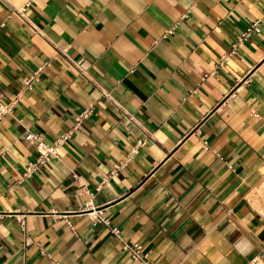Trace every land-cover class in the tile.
<instances>
[{
    "label": "crops",
    "instance_id": "0c3cea01",
    "mask_svg": "<svg viewBox=\"0 0 264 264\" xmlns=\"http://www.w3.org/2000/svg\"><path fill=\"white\" fill-rule=\"evenodd\" d=\"M263 18L264 0H0V264H138L113 227L154 264L264 256ZM70 131L25 176L28 134Z\"/></svg>",
    "mask_w": 264,
    "mask_h": 264
},
{
    "label": "built area",
    "instance_id": "2783aa9c",
    "mask_svg": "<svg viewBox=\"0 0 264 264\" xmlns=\"http://www.w3.org/2000/svg\"><path fill=\"white\" fill-rule=\"evenodd\" d=\"M24 10V9H22ZM23 11L18 10V13L23 16ZM264 19V18H263ZM261 20H257L254 22L250 27H248L245 31L242 32V34L238 37L237 41L233 45V49L231 53H234V51L242 46L244 42L251 36L252 32L257 30L258 24ZM171 32V31H170ZM169 32V33H170ZM228 55H224L221 58L220 64H223V61L226 60ZM43 66L39 67L38 70L34 72V74L25 80L26 86H31L33 81L37 79L38 75L42 71ZM191 92H195L192 90ZM14 104L11 103L9 105H4L0 103V120L3 115L10 113L13 111ZM90 114V110H86L83 112L80 116L77 117L76 123L74 126V130L80 129L81 124L83 123V120L88 117ZM72 131L67 132L60 136L58 139H56L52 144L45 143L42 138L38 134L30 133L28 134L27 138L31 144H33L39 153V156L36 160V162L31 163L26 168L25 176H30L31 173L36 171L40 166L44 165L45 163L51 161L53 158L58 157V148L62 146V144L68 140L71 136ZM145 145V140H138L136 144L130 149L127 158L125 160H122L113 166V173L117 174L119 171L123 170L125 166L138 154L139 149ZM207 142H204V148H207ZM90 218L96 223V224H104L106 226H110V221L108 218H106L103 215V211L101 209H94L90 212ZM20 222L23 226H25V220L23 218H20ZM112 233L117 236L121 242L122 247L124 251H127L131 258L136 261L138 264H154L153 261L149 259V255L145 250L143 249V246L140 243H134L131 244L128 241L124 240L120 235V230L117 227L111 228ZM29 243L27 240L26 243ZM44 255H46L49 259H51V255L48 253H45L42 251ZM52 264H57L53 263ZM248 264H264V256L259 255L254 257Z\"/></svg>",
    "mask_w": 264,
    "mask_h": 264
}]
</instances>
